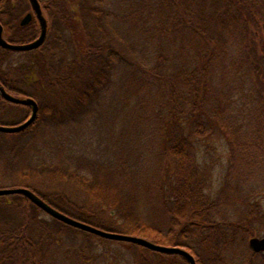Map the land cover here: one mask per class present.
<instances>
[{"label": "trees", "instance_id": "16d2710c", "mask_svg": "<svg viewBox=\"0 0 264 264\" xmlns=\"http://www.w3.org/2000/svg\"><path fill=\"white\" fill-rule=\"evenodd\" d=\"M39 2L48 19L43 44L26 51L31 56L19 64L11 59L16 51L0 47V82L9 92L32 97L39 107L31 125L12 133L15 144L42 127L75 121L120 72L137 94L152 93L160 172L147 178L153 193L141 187L146 172L115 158L104 164L78 160L85 166L60 161L25 162L15 169L5 165L4 177L74 218L184 247L196 264H221L231 245L254 236L255 223L264 221L260 201H250L264 198V0ZM30 9L29 0H0L7 40L27 42L39 34L36 16L19 25ZM54 23L68 34H54ZM217 70L222 78L233 77L234 88L216 90ZM9 106L24 115L8 124L30 111L0 96V111ZM215 128L229 141L235 188L248 189L240 196L244 213L235 222L216 219L217 201L205 190L208 173L197 161L194 138ZM144 205L158 216L145 212ZM40 212L23 195L0 196V264L44 263L57 236L38 218ZM122 243L135 249V264H189L177 253ZM246 246L258 254L247 241Z\"/></svg>", "mask_w": 264, "mask_h": 264}, {"label": "rangeland", "instance_id": "374dc122", "mask_svg": "<svg viewBox=\"0 0 264 264\" xmlns=\"http://www.w3.org/2000/svg\"><path fill=\"white\" fill-rule=\"evenodd\" d=\"M125 29L128 30L129 27ZM63 31L66 32L59 23H54V34ZM51 42L54 44L55 39ZM133 47L135 50L138 49L136 46ZM30 56V52H14L11 59L15 64H19ZM122 76L123 74L120 75L119 72L90 110L81 114L72 123L42 127L31 136L18 139L16 144L15 137L11 136L12 133L1 132L0 187L18 185L15 179L6 178L2 174L5 165L15 169L25 162L60 161L64 164L73 162L79 163L78 166H85L84 160L80 162L78 160L87 158L89 159L87 161L94 164H104L107 160L115 158L119 161H127L139 167L140 171L146 172V181L141 187L152 193L156 191L147 181L152 173L159 174L161 163L156 153L157 137L153 132L156 122L152 117L154 116L150 101L152 93L143 90L141 92L143 95L137 94L136 89L128 86ZM213 83L216 90L222 89L225 92L229 88H234L235 80L231 76L222 78L221 71L217 70ZM10 93L20 97L19 93ZM231 94L235 99V92ZM23 115L21 109L9 106L6 111H0V124L20 120ZM194 143L197 161L208 173L205 190L217 201L216 219L235 222L244 213L240 196L247 194L248 189L235 188L237 184L235 172L230 170L231 148L227 137L219 128H215L205 136L195 137ZM146 166L151 173L147 172ZM257 200L260 201V211H264V198L261 195L256 199H250L253 204ZM144 209L152 216H158L152 207L146 208L144 205ZM7 217L21 219L14 215ZM38 218L46 221L57 236V244L47 251L49 254L43 264H135V249L128 244L102 238L58 220L55 222L45 212H40ZM255 225L257 233L254 236H264V221H258ZM248 239L249 237L245 240L243 236L238 243H233L229 254L224 257L221 264H264V252L251 254L246 246Z\"/></svg>", "mask_w": 264, "mask_h": 264}, {"label": "water", "instance_id": "95a60500", "mask_svg": "<svg viewBox=\"0 0 264 264\" xmlns=\"http://www.w3.org/2000/svg\"><path fill=\"white\" fill-rule=\"evenodd\" d=\"M31 11L25 13L19 20L20 26L28 25L33 16L35 15L40 24L39 34L32 40L27 42H11L7 40L3 33V25L0 23V47L17 52L30 51L39 48L46 39L48 31V19L43 12L39 0H29ZM0 96L11 103L20 104L28 106L30 111L28 116L18 123L13 124H0V132L4 133H16L20 132L23 129L31 125L38 113V103L35 99L30 96H14L11 94L4 85L0 82ZM11 194H20L26 197L32 204L40 208L43 212L47 213L50 217L74 228L86 231L91 234H95L105 239H111L116 241L128 242L143 246L145 248L163 252V253H177L184 256L189 264H196L195 258L192 253L187 249L180 247L178 245H163L156 242H153L145 237L126 234L121 232H115L99 228L90 223L82 221L80 219L74 218L56 207L49 204L41 196H39L32 189L25 186H14V187H3L0 188V196L2 195H11ZM248 245L253 252H264V236H251L248 239Z\"/></svg>", "mask_w": 264, "mask_h": 264}, {"label": "flooded vegetation", "instance_id": "af4514ba", "mask_svg": "<svg viewBox=\"0 0 264 264\" xmlns=\"http://www.w3.org/2000/svg\"><path fill=\"white\" fill-rule=\"evenodd\" d=\"M33 19V18H32Z\"/></svg>", "mask_w": 264, "mask_h": 264}]
</instances>
